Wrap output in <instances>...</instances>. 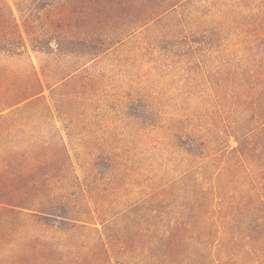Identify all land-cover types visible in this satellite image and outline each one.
Returning a JSON list of instances; mask_svg holds the SVG:
<instances>
[{"label": "rangeland", "instance_id": "374dc122", "mask_svg": "<svg viewBox=\"0 0 264 264\" xmlns=\"http://www.w3.org/2000/svg\"><path fill=\"white\" fill-rule=\"evenodd\" d=\"M0 32V264H264V0H0Z\"/></svg>", "mask_w": 264, "mask_h": 264}, {"label": "trees", "instance_id": "16d2710c", "mask_svg": "<svg viewBox=\"0 0 264 264\" xmlns=\"http://www.w3.org/2000/svg\"><path fill=\"white\" fill-rule=\"evenodd\" d=\"M150 13H152V14H154V13H156V11H152V12H150ZM2 35V32H0V36ZM0 51H5V52H7L8 50H4L3 48L1 49L0 48ZM18 103H20V102H17V103H15V104H13V105H11V106H8V107H14V106H16Z\"/></svg>", "mask_w": 264, "mask_h": 264}]
</instances>
